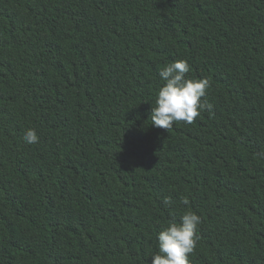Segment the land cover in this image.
Returning a JSON list of instances; mask_svg holds the SVG:
<instances>
[{"label":"trees","instance_id":"obj_1","mask_svg":"<svg viewBox=\"0 0 264 264\" xmlns=\"http://www.w3.org/2000/svg\"><path fill=\"white\" fill-rule=\"evenodd\" d=\"M181 59L212 110L156 128ZM189 210V264H264V0H0V264H147Z\"/></svg>","mask_w":264,"mask_h":264},{"label":"clouds","instance_id":"obj_2","mask_svg":"<svg viewBox=\"0 0 264 264\" xmlns=\"http://www.w3.org/2000/svg\"><path fill=\"white\" fill-rule=\"evenodd\" d=\"M189 72L188 62L181 59L168 63L158 73L163 84L157 90L155 106L151 107L152 126L170 130L175 122L191 124L202 110H212V105L202 99L208 94L210 81L186 78ZM38 141L36 130L29 128L24 142L32 145ZM163 203L168 206L170 198H164ZM182 203L187 204V200ZM200 223V217L191 210L180 217L179 223L170 221L157 233V252L147 264H189V256L197 245Z\"/></svg>","mask_w":264,"mask_h":264}]
</instances>
